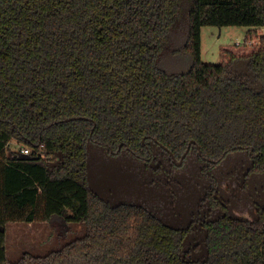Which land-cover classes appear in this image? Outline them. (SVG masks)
Returning <instances> with one entry per match:
<instances>
[{"label": "trees", "instance_id": "1", "mask_svg": "<svg viewBox=\"0 0 264 264\" xmlns=\"http://www.w3.org/2000/svg\"><path fill=\"white\" fill-rule=\"evenodd\" d=\"M203 25L248 29L206 63ZM263 26L264 0H0V264H264ZM89 143L164 207L98 196ZM7 222L85 230L11 261Z\"/></svg>", "mask_w": 264, "mask_h": 264}, {"label": "rangeland", "instance_id": "2", "mask_svg": "<svg viewBox=\"0 0 264 264\" xmlns=\"http://www.w3.org/2000/svg\"><path fill=\"white\" fill-rule=\"evenodd\" d=\"M248 26L203 25L200 31L201 60L206 63H218L221 59V47L243 43ZM264 33V26L260 28ZM187 56L176 53L165 56L160 64L170 71L185 69ZM87 151V172L90 188L111 204L138 201L154 211L164 207L167 193L160 182H149L139 174L138 162L130 158L128 161L113 159L98 145L89 143ZM15 140L8 143V151L20 148ZM52 164V163H51ZM156 211V210H155ZM6 253L9 260L14 261L24 251L33 254H45L61 247L66 242L83 235L84 225L69 223L66 228L52 226L48 222H37L31 227L22 226L20 222H7ZM63 225V224H61ZM60 228V230H59Z\"/></svg>", "mask_w": 264, "mask_h": 264}, {"label": "water", "instance_id": "3", "mask_svg": "<svg viewBox=\"0 0 264 264\" xmlns=\"http://www.w3.org/2000/svg\"><path fill=\"white\" fill-rule=\"evenodd\" d=\"M73 117H71V118H66V120H68V119H72ZM193 141H190L189 143H188V145H187V148H186V150L183 152V154L180 156V158L179 159H177L166 147H164L170 154H171V156H172V160H173V162L176 164V165H181L182 164V162H183V159H184V157L186 156V154L188 153V151H189V148H190V145H191V143H192ZM200 153V152H199ZM23 157H25V156H23ZM2 229H3V227H1Z\"/></svg>", "mask_w": 264, "mask_h": 264}, {"label": "built area", "instance_id": "4", "mask_svg": "<svg viewBox=\"0 0 264 264\" xmlns=\"http://www.w3.org/2000/svg\"><path fill=\"white\" fill-rule=\"evenodd\" d=\"M18 150L23 154H28L30 152L29 148L26 146L20 147Z\"/></svg>", "mask_w": 264, "mask_h": 264}, {"label": "crops", "instance_id": "5", "mask_svg": "<svg viewBox=\"0 0 264 264\" xmlns=\"http://www.w3.org/2000/svg\"><path fill=\"white\" fill-rule=\"evenodd\" d=\"M20 223H22V226H28V227H31L32 226V224H34V223H37V222H20ZM7 225L9 224V223H6ZM7 225H5V226H7ZM7 228H8V226H7ZM6 228V229H7ZM21 256V255H20ZM19 256V257H20Z\"/></svg>", "mask_w": 264, "mask_h": 264}, {"label": "flooded vegetation", "instance_id": "6", "mask_svg": "<svg viewBox=\"0 0 264 264\" xmlns=\"http://www.w3.org/2000/svg\"><path fill=\"white\" fill-rule=\"evenodd\" d=\"M113 158V157H112ZM113 159H115V158H113ZM117 160V159H116ZM117 161H119V160H117Z\"/></svg>", "mask_w": 264, "mask_h": 264}]
</instances>
